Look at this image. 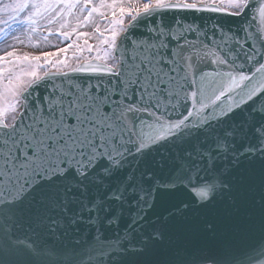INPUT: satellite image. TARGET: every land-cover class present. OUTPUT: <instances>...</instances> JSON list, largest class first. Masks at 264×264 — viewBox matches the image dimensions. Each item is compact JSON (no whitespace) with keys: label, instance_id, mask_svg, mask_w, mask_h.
Listing matches in <instances>:
<instances>
[{"label":"snow or ice","instance_id":"obj_1","mask_svg":"<svg viewBox=\"0 0 264 264\" xmlns=\"http://www.w3.org/2000/svg\"><path fill=\"white\" fill-rule=\"evenodd\" d=\"M228 8L0 0V264H264V0Z\"/></svg>","mask_w":264,"mask_h":264},{"label":"rangeland","instance_id":"obj_2","mask_svg":"<svg viewBox=\"0 0 264 264\" xmlns=\"http://www.w3.org/2000/svg\"><path fill=\"white\" fill-rule=\"evenodd\" d=\"M125 6H128L129 4H132L133 6H137L138 4H142L146 2V0H123ZM222 4L224 6L228 7V0H222ZM130 19V17L125 18V23ZM0 27H4L0 25ZM105 27L104 24H101V28L103 29ZM81 32H92L91 27H81L79 29ZM7 43H11V39L7 38L6 39ZM37 42L39 43V46L37 47ZM75 42L76 44L83 45L84 40L83 39H77L75 35L71 37V40L65 42L62 41L61 39H57L55 36H50L47 41L43 39V37H37L36 40L29 42L27 39H25V42L23 45H16L18 53H24V52H29L32 54H39L41 52H56L59 48H64L67 47L68 44H71ZM90 44H97V40L95 37L89 39ZM11 50V49H8ZM5 51V41H0V55L3 54ZM89 56V53L85 50L82 54L77 51L75 47L70 48L67 53H59V58L64 59L67 58L68 62L71 65H75L77 57L80 59H86ZM52 59H57V57H52ZM41 64L40 68H37L36 71L40 75L43 71L48 70L49 68H45L44 61L41 60L39 62ZM26 67V66H25ZM28 79H31L30 77ZM10 119V116H9Z\"/></svg>","mask_w":264,"mask_h":264},{"label":"water","instance_id":"obj_3","mask_svg":"<svg viewBox=\"0 0 264 264\" xmlns=\"http://www.w3.org/2000/svg\"><path fill=\"white\" fill-rule=\"evenodd\" d=\"M255 2V0H254ZM228 11V10H226ZM218 15V18H222L224 20L225 23H229V24H232L233 26L239 22V18H236V17H230V16H227L225 14H217ZM256 23H259V17H258V13H257V20H256Z\"/></svg>","mask_w":264,"mask_h":264}]
</instances>
